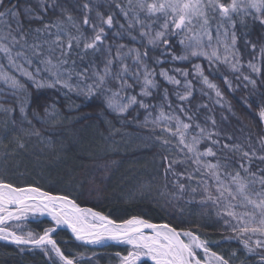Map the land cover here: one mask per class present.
<instances>
[{"label": "snow or ice", "instance_id": "obj_1", "mask_svg": "<svg viewBox=\"0 0 264 264\" xmlns=\"http://www.w3.org/2000/svg\"><path fill=\"white\" fill-rule=\"evenodd\" d=\"M114 23L118 25L114 38H127L139 47L108 43ZM257 26L259 35L253 41L250 37ZM241 41L251 57L246 63L238 46ZM157 50L159 55L153 56ZM200 59L207 62L208 75L201 63H192L193 73L180 67L172 70L185 78L183 82L163 67L156 71L167 60ZM262 64L264 0H0V92L8 91L14 98L12 105L0 104V113L7 117L0 127V143L12 137L24 149V137L45 139L37 124L52 122L55 131L65 121L82 119L71 115V103L65 111L54 100L41 102L44 89L59 88L67 90L66 95L97 100L103 112L114 114L121 123L129 116L139 122L147 139L162 150L165 183L159 195L167 203L183 201L214 209L209 215L214 214L216 223L229 233L224 239L238 241L242 249L226 257L213 251L210 241L196 230L136 216L116 222L81 207L67 194L4 179H0V241L21 252L25 247L39 250L47 264H97L100 256L95 251L87 255L61 248L53 236L66 226L80 247L103 248L109 241L125 246L124 252L111 257L117 264H234L236 260L245 264L248 256L264 264V135L258 134L255 143L251 138L237 142L216 127L212 116L204 114L201 119L200 109L208 106H190L193 82L187 79L194 75L220 103L223 92L209 76L220 65L238 73L236 80L258 92V120L264 124V89H258L257 79L264 84ZM245 67L249 74L242 70ZM157 76L177 86L171 94L181 103L174 106L169 89ZM222 79L232 89L228 76ZM32 89L38 94L35 101ZM246 106L251 111V104ZM107 123L109 136L120 131ZM47 139L53 143V137ZM37 216L50 217L53 226L42 233L25 230L22 225ZM240 250L243 258L237 255Z\"/></svg>", "mask_w": 264, "mask_h": 264}, {"label": "trees", "instance_id": "obj_2", "mask_svg": "<svg viewBox=\"0 0 264 264\" xmlns=\"http://www.w3.org/2000/svg\"><path fill=\"white\" fill-rule=\"evenodd\" d=\"M100 11H105L103 5L100 6ZM92 15L94 16L95 13ZM117 19L120 23H124L123 17L117 16ZM117 30L118 25L114 23L113 29L109 32L108 43H123L131 47H139V44H132L127 38H114L113 33ZM258 35L259 26H257L256 32L250 39L256 41ZM238 44L244 49L242 41ZM151 54L158 56L159 50ZM160 67L167 69L170 75H175L182 82L185 78L172 71L174 68L180 67L188 69L190 73L194 72L191 64L187 61L172 62L167 60L162 66H156L157 72H159ZM194 77V75H190L187 79L192 80ZM156 79L163 87L169 89V98L173 101L174 106L181 103L176 100L175 95L171 94L177 86L167 84L163 77L157 76ZM163 87L159 90L160 92H162ZM31 91L35 101L38 94L34 89ZM66 91L59 88L44 89L39 96L41 102L46 100L50 103L54 100L58 106H64L63 110L65 111L67 105L71 103L74 106L71 115L74 118L81 117L82 119L74 120L71 123L65 121L56 126L55 131L52 130V122L43 127L37 124L36 126L41 128L45 139L41 140L35 136L24 137V149L18 148L12 137L4 140L0 143V179L18 186L29 184L39 186L42 190L50 191L53 194H67L80 205L94 207L117 222L136 216L154 222H167L176 228H180L158 206L149 201L128 202L113 196L108 201L96 204L88 199L86 183L79 176L84 164L100 163L112 159L120 161L122 164L121 169L117 170V177L115 176L120 181L116 180L114 184H111L113 190L119 191L124 184L127 185V178H130L133 174L131 172L127 173L125 169L130 164L139 163L146 156L149 140L147 139L146 130L140 126L139 122L132 121L131 116H129L128 122L121 123L114 114L103 112L99 101H87L83 97H77L72 93L66 95ZM194 98L190 97L189 100L191 101ZM13 103L14 98L8 91L0 92V104L8 106ZM183 103L186 105L188 102ZM33 107H35V104H33ZM39 111L43 113V108H40ZM14 115H18V112ZM132 115H136V113H132ZM241 116L254 127L257 134L264 135V131H262L264 124H261L257 117L244 110H242ZM5 119L7 117L0 113V127H3ZM143 119L144 111L140 110L139 121H143ZM107 121H110L115 128L120 129L114 136H109ZM47 137H53V143L50 144ZM105 137L108 138L105 139ZM22 226L25 230L42 233L44 228L53 226V223L48 219L35 217L30 223ZM196 231L199 232L202 238H207L210 241L213 251L224 254L226 257L233 250L242 249V245L238 241L224 239L225 236L229 235L227 232ZM54 238L66 253L85 252L87 255H91L93 251L97 252L100 256L97 264H117V261L111 257L117 251H125V246L122 245H109L103 248L80 247L79 243L72 240L65 230L57 232ZM215 242H219V245L217 246ZM237 255L243 258L245 253L240 250ZM0 264H47V261L39 250L25 247L24 251L21 252L15 245L0 241ZM234 264H240V260L234 261ZM245 264H256V257L248 256Z\"/></svg>", "mask_w": 264, "mask_h": 264}, {"label": "rangeland", "instance_id": "obj_3", "mask_svg": "<svg viewBox=\"0 0 264 264\" xmlns=\"http://www.w3.org/2000/svg\"><path fill=\"white\" fill-rule=\"evenodd\" d=\"M238 46L242 47L240 44ZM241 59L245 63L247 59H251L242 48ZM189 63L191 64V68L192 63H201L205 66V75H208L207 62L203 59L193 60ZM261 68L262 77H264V64L261 65ZM242 70L245 74H249L250 72L246 67ZM222 75H227L228 79L232 81V89H229L224 84ZM236 75L238 73L234 74L226 66L220 65L219 71L209 76V79L216 83L223 92L224 98L220 103H217L219 98L215 96V92L208 89L194 77L191 81L193 82L192 97L195 98L190 101V106L195 109L198 105H207V109H200L201 119L204 114L212 116L217 122L216 127L222 133L231 134L237 142L242 143L246 138H251L255 143L258 134L254 127L242 118L241 112L242 110L247 111L258 118V92L254 93L251 85L246 88L244 86L246 82L236 80ZM252 75L253 78H257L255 74ZM257 79L258 89H264V84L260 83V78ZM204 93L208 94L205 95ZM246 104H251V111H249ZM188 106L189 103L185 105V107ZM146 150V156L139 163L135 165L130 164L125 169L127 173L131 172L133 174L130 178H127V185L124 184L123 188L119 191L113 190L111 184H114L116 180L120 181V179L116 178V172L118 169H121L122 165L120 161L112 159L100 163L84 164L79 176L86 183L88 199L96 204L108 201L113 196L122 198L128 202L149 201L158 206L180 228H193L208 232L212 230L227 232L220 223H216L217 217L214 214L209 215V213H214V209H202L195 205L185 204L183 201L179 203L176 201L167 203L165 198L159 195L165 183L161 167L163 161L161 160L160 153L162 150L151 141L148 142Z\"/></svg>", "mask_w": 264, "mask_h": 264}, {"label": "water", "instance_id": "obj_4", "mask_svg": "<svg viewBox=\"0 0 264 264\" xmlns=\"http://www.w3.org/2000/svg\"><path fill=\"white\" fill-rule=\"evenodd\" d=\"M86 207H88V206H86ZM90 208H92L93 210H96L95 208H93V207H90ZM98 211V210H97ZM98 212H100V211H98ZM102 213V212H101ZM103 215H105L104 213H102ZM106 216V215H105ZM110 218V217H109ZM40 219H42L41 217H40ZM110 219H112V218H110ZM112 220H114V219H112ZM117 222V221H116ZM150 222H153V223H157V224H162V223H167V222H154V221H150ZM167 224H169V223H167ZM170 226H173V225H171V224H169ZM174 227V226H173ZM60 230V229H59ZM66 231H68V230H66ZM58 232V231H57ZM56 232V233H57ZM69 232V231H68ZM55 233V234H56ZM70 234H71V232H69ZM54 234V235H55ZM71 236H72V234H71ZM53 238H54V236H53ZM55 239V238H54ZM72 240H74L75 241V239H74V237L72 236ZM2 242H5V241H2ZM75 242H77V241H75ZM7 243V242H6ZM79 243V242H78ZM109 245H116L114 242H111V241H109L108 242V246Z\"/></svg>", "mask_w": 264, "mask_h": 264}, {"label": "bare ground", "instance_id": "obj_5", "mask_svg": "<svg viewBox=\"0 0 264 264\" xmlns=\"http://www.w3.org/2000/svg\"><path fill=\"white\" fill-rule=\"evenodd\" d=\"M79 204V203H78ZM80 205V204H79ZM81 207H83L82 205H80ZM94 211H97V210H94ZM107 216V215H106ZM37 217H39L40 218V216H37ZM41 218H43V219H48L49 221H51V218L50 217H47V216H43V217H41ZM141 218V217H140ZM52 222V221H51ZM60 230H68L69 232H71L70 231V229H68L66 226L65 227H62V228H60ZM60 230H58V231H60ZM67 231V232H68ZM68 232V234L70 235V237L72 238V236H71V234Z\"/></svg>", "mask_w": 264, "mask_h": 264}]
</instances>
